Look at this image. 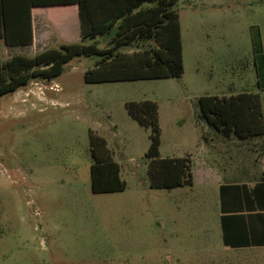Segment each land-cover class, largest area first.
<instances>
[{
	"label": "rangeland",
	"instance_id": "374dc122",
	"mask_svg": "<svg viewBox=\"0 0 264 264\" xmlns=\"http://www.w3.org/2000/svg\"><path fill=\"white\" fill-rule=\"evenodd\" d=\"M223 5L222 31L206 43L214 49L201 50L195 48L201 34L194 32L204 20L196 10L200 1L179 0L180 79L87 84L85 73L96 59L76 57L55 80L34 79L0 99V264H264V250L224 244L219 193V182L261 176L264 137L241 144L218 135L198 107L201 96L250 91L262 94L264 108L256 52L259 45L264 55V0ZM46 11L53 20L64 18L62 9ZM69 19L61 38L73 33ZM256 25L261 34H254ZM228 44L238 45V63L216 55ZM44 50L2 45L0 58ZM144 100L159 106L160 157H190L193 186L151 188L146 153L152 129L127 109ZM91 133L107 140L127 182L124 191L93 192Z\"/></svg>",
	"mask_w": 264,
	"mask_h": 264
},
{
	"label": "trees",
	"instance_id": "16d2710c",
	"mask_svg": "<svg viewBox=\"0 0 264 264\" xmlns=\"http://www.w3.org/2000/svg\"><path fill=\"white\" fill-rule=\"evenodd\" d=\"M179 0H0V47L29 46L34 41L33 10L76 6L81 41L62 44L34 56L0 58V99L18 92L34 79L53 81L76 57L95 58L87 84L182 78L185 74ZM103 46H100V44ZM261 45V44H260ZM132 50V51H131ZM264 69V55L256 49ZM1 54V48H0ZM258 64V62H257ZM200 118L225 138L251 141L264 137V108L260 92L231 96L205 95L198 100ZM129 114L151 128L148 177L151 188L194 185L190 157L161 158V128L156 101L129 102ZM92 190L121 192L127 188L121 166L107 140L91 133ZM264 155V144L261 146ZM260 178L228 181L220 186L223 242L231 248L264 246V160Z\"/></svg>",
	"mask_w": 264,
	"mask_h": 264
},
{
	"label": "crops",
	"instance_id": "0c3cea01",
	"mask_svg": "<svg viewBox=\"0 0 264 264\" xmlns=\"http://www.w3.org/2000/svg\"><path fill=\"white\" fill-rule=\"evenodd\" d=\"M197 1H200V8L197 7L196 10L197 9L202 10V13L204 14V20H203V24L199 28L195 29V31L192 28V30L196 32L195 34H198V33L201 34L200 43L198 45L195 44V48L198 47L201 50L214 49V47L211 48L207 46L206 43H209L211 45L212 40L214 38L213 36L220 34L222 31L223 25H221V21L219 20L220 19L219 11H221V7L224 6L223 3L225 1L232 2V3L233 2L239 3V0H187L189 4L192 2H197ZM48 9H62L61 12L62 14H64V18L62 17V18H58L57 20H53L56 18H52V17H56V16H49L46 11ZM69 15L73 17V21L75 22V28L73 27L72 29V32H73L72 35L61 38V36H59V33L61 31L67 35V33L70 30L69 29L70 27L68 26L69 21H70ZM180 19H181V16H180ZM33 31H34L33 44L27 47H33L36 49H51L52 48L51 45L56 44V43H59V47H60L62 44H65L67 42L69 43L80 42L81 34H80V19H79L78 8L76 6H68V7H61V8H35L33 10ZM257 33L261 34L260 25H256L254 27V34L256 35ZM202 34H204V37H202ZM182 37H183V25H182ZM67 39H72V40H67ZM2 45H4L5 48H11L5 45L4 43H2L1 46ZM183 45H184V62H185V39L184 37H183ZM224 46H226L225 49L224 48L221 49V51L216 54L217 56H219L218 57L219 59L225 60L226 62H228V64H234L236 62L238 63L242 59L241 57L243 55H240V50L238 48V45L237 46L235 45V48L233 46H229V44L224 45ZM15 47H23V46H15ZM216 96L222 97V95H216ZM224 96H228V95H224ZM231 138L232 140H237L234 137H231ZM251 141H241V144L246 143V142H251ZM260 160L262 163V161L264 160V157L263 158L260 157ZM194 181H195V176H194ZM231 181H239V180L234 179ZM240 182H250L251 185L254 184V181L251 182V181L245 180V181H240ZM224 183L225 182H219V190H220V186ZM234 249L264 250V246H251V247L234 248Z\"/></svg>",
	"mask_w": 264,
	"mask_h": 264
}]
</instances>
